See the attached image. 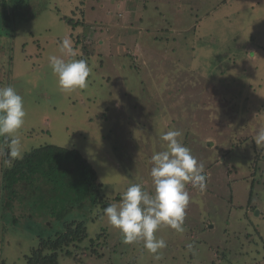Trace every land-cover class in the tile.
Returning a JSON list of instances; mask_svg holds the SVG:
<instances>
[{"label":"rangeland","instance_id":"1","mask_svg":"<svg viewBox=\"0 0 264 264\" xmlns=\"http://www.w3.org/2000/svg\"><path fill=\"white\" fill-rule=\"evenodd\" d=\"M5 4L0 87L23 97L27 115L17 135L24 152L45 144L78 149L96 170L103 198L119 203L131 184L154 192L151 157L166 150L163 133L179 130L207 182L203 192L186 185L185 231L161 225L155 235L167 246L155 260L143 242L124 243L106 216L94 219L99 206L77 207L71 165L61 172L66 184L23 178L4 193L0 264H25L39 236L60 231L50 213L67 204V218L85 221L88 238L59 264H264V148L254 142L264 127V0ZM64 38L91 68L84 89L63 91L50 67L52 55L69 59ZM98 233L106 237L90 243Z\"/></svg>","mask_w":264,"mask_h":264},{"label":"clouds","instance_id":"2","mask_svg":"<svg viewBox=\"0 0 264 264\" xmlns=\"http://www.w3.org/2000/svg\"><path fill=\"white\" fill-rule=\"evenodd\" d=\"M61 51L69 59L56 55L49 57L59 87L66 92L86 88L91 73L88 62L83 58H74L76 53L69 38L62 40ZM26 115L23 97L16 89L11 85L0 87V137L6 141L5 145L0 146V156L6 155L4 164L7 167L23 159L24 148L17 133L23 128ZM181 136L179 130L162 134L166 150L156 152L151 157L152 194L139 183L131 184L122 193L119 203H111L103 209L108 223L121 232L124 243L143 242L155 260L160 259V250L167 246L163 238L155 235L161 225L169 226L179 233L185 231L184 220L190 202L186 185L191 184L201 192L206 189L204 165L178 139ZM254 142L257 148H264V127L257 131ZM187 248L191 250L192 244H188Z\"/></svg>","mask_w":264,"mask_h":264},{"label":"trees","instance_id":"3","mask_svg":"<svg viewBox=\"0 0 264 264\" xmlns=\"http://www.w3.org/2000/svg\"><path fill=\"white\" fill-rule=\"evenodd\" d=\"M2 1L3 3H1ZM5 1L7 0H0V12H2L1 26L3 28L9 26L7 21L9 15L6 13L7 4H5ZM15 35H17L16 29H13L11 36L15 37ZM22 47L25 48V45ZM9 50L10 55L8 61L11 63L13 59L12 46ZM1 70L2 66L0 68V78L3 77ZM4 151L5 153L7 152L6 147ZM6 158L5 155L3 159L0 160V209L2 210L8 207L9 200L4 196L6 189L11 191L12 186L16 185L18 181L35 175L36 178L30 180V182L34 184L42 182L43 184L50 185L52 180L66 184V182H68L67 176L61 172H64V168L68 165H71L70 167H73L75 172L76 186L74 191L75 194L78 195V198H74L73 201L78 208L86 205L90 208L91 212L93 206H99L100 210H98L97 216L95 215L94 218L96 219L104 216L103 209L112 202L106 201L105 198H103L104 194L101 193L102 184L97 179L96 170L76 148H67L57 144L40 145L25 151L23 159L16 160L12 167H7L4 164ZM79 183H81L80 187L77 186ZM70 205L71 204H69V206L68 204L67 206L64 205V207L56 212L50 213L56 216L55 219L60 222V231H57L53 236H39L38 243L30 248L28 254L24 255L25 264H59L60 255L67 257H72V255H74V253L72 254V250L69 249L72 244L75 242H82L88 238V230L85 221L76 218H67L68 213L73 211ZM41 207L43 206L41 205ZM45 207H47V209L51 207L55 208L54 205H45ZM102 237H106V234L101 236L100 233H98L94 238L88 239V241L94 244V239L97 241ZM93 254H95V256L99 255L96 250H94ZM76 261L80 263L78 258Z\"/></svg>","mask_w":264,"mask_h":264},{"label":"crops","instance_id":"4","mask_svg":"<svg viewBox=\"0 0 264 264\" xmlns=\"http://www.w3.org/2000/svg\"><path fill=\"white\" fill-rule=\"evenodd\" d=\"M180 1H182V0H180ZM132 2H134V1H132ZM134 9V6H133V4L131 5V8H130V10H133ZM0 68H1V65H0ZM2 78H4V77H2ZM0 83H3V80L0 78ZM5 141V138L3 139V142ZM6 143H3V145H5Z\"/></svg>","mask_w":264,"mask_h":264}]
</instances>
